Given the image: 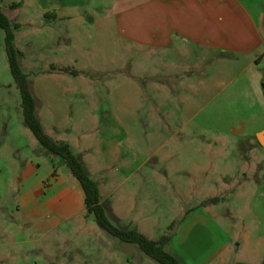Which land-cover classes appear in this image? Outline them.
<instances>
[{
    "label": "rangeland",
    "instance_id": "1",
    "mask_svg": "<svg viewBox=\"0 0 264 264\" xmlns=\"http://www.w3.org/2000/svg\"><path fill=\"white\" fill-rule=\"evenodd\" d=\"M2 1L0 6L7 12V4H15L12 8L20 6L7 14L1 8L7 18L37 10L21 0ZM95 5L86 2L84 10L96 11L97 15H87L90 17L84 21L91 26L77 30L81 39L75 43L78 64L95 69L93 84L84 91L79 87L78 93H62L53 87L46 73L58 68L50 66L46 45L36 44L46 37L45 31L34 33L29 26H22L21 34L30 32L33 36L32 44L23 52L25 63L21 60L23 64H19L31 81L43 122L46 123V111L57 110L65 129L77 127L73 132L82 145L85 165L92 175L111 177L115 196L131 189L135 179L132 176L141 174L143 187L137 189L138 195L132 204L122 203H129L131 216L139 217V227L134 228L137 233L151 240L163 234L170 235L171 240L175 236L170 246L177 247L188 220L199 218L209 221L203 230L207 239H203L200 229L187 232L185 236L191 240L183 245L200 244V248H192L186 264H216L210 254L220 243L216 235L221 234L237 243L228 262L264 264V159L256 169H246L242 167L244 159L237 153L246 148L244 141L253 136L252 129L264 126V85L253 82L256 75L264 79V60L257 73L248 72L238 79L234 76L238 68L230 66L231 61L202 64L188 76L194 91L181 90L179 96L186 102L178 97L166 98L160 100L164 102L160 110H151L149 102L154 96L148 77L157 70L161 74L171 67L170 60L178 62L180 57L169 54V60L165 58V65H161L156 59L157 51L147 44L125 51L123 58L121 45L125 41L118 32L117 20L107 19ZM135 21L132 28L138 26ZM146 22L153 25V21ZM151 26H146L148 31L153 29ZM52 28L58 30L60 25ZM193 52L198 61L196 57L201 52ZM132 73L145 76L142 82H133H140L144 93L126 85ZM50 87L54 90L49 96L46 88ZM110 125L114 129L106 131L104 128ZM121 125L127 129L125 132ZM31 136L5 56L4 30L0 29V185L6 193L0 205V264H160L137 244L113 237L96 224L92 215L81 214L73 195L75 186L69 180L61 184L67 194L59 195L60 180L46 170V155L32 145ZM257 148L264 155V148ZM9 154H18L16 164L10 162L13 158ZM209 158L212 164L206 168ZM32 164L35 168L31 171ZM22 175L26 177L18 180ZM126 176L131 178L127 180ZM35 186L42 191L39 200L23 206L25 192ZM17 188L20 190L15 192Z\"/></svg>",
    "mask_w": 264,
    "mask_h": 264
},
{
    "label": "crops",
    "instance_id": "2",
    "mask_svg": "<svg viewBox=\"0 0 264 264\" xmlns=\"http://www.w3.org/2000/svg\"><path fill=\"white\" fill-rule=\"evenodd\" d=\"M2 2L0 0V3ZM21 2L29 4L31 7L37 8V10L35 13L27 12L26 15L15 14L13 17L8 16L10 23L15 26L13 43L15 48L20 52L19 62L21 64L22 60L25 63L26 55L23 52H26L28 46L32 44L31 36H33L30 32L21 34L22 26H29L34 33L45 31L46 37L41 38L36 44L46 45L50 51V66L58 68V71H48L46 77L50 82H54L53 87L58 88V90L60 89L62 93H78L79 87L84 91L88 88L91 89L93 84L92 73L95 72V69H86L81 63L79 65L77 61L79 55L77 54L76 41L81 39L77 30L91 26L84 21L90 17L87 15H97L96 11L87 12L84 10L86 9V2L96 4L95 7H99L107 19L115 18L117 20L118 32L123 35L125 41L121 45L124 52L123 58H125V51L130 52L132 47H142L147 44H151L150 46L154 47L153 49L157 51L158 56H156V59L159 60L161 65L163 63L165 65V61L162 62L165 58L169 60V54L180 57L178 62L170 60L171 64L169 65L171 67L167 70L163 69L161 74H158L157 70L148 77L152 83L150 89L154 96L149 102L151 110H160V107L162 108V105H164V102L160 101L162 99L169 98L172 100L171 97H175L176 99L177 97L181 98L179 95L181 94V90L183 91L185 88L189 92H193L194 87L192 83L188 82V76L197 67H202V64L203 66L205 64L206 66H211L212 64L215 65L216 62L231 61L232 64L230 66L238 68L234 75L238 79L239 76L248 72L257 73L261 62L264 60V0H21ZM6 6L9 12L20 9L19 5L14 8L8 4ZM1 8L5 14L9 13L5 11L4 6H1ZM135 20H138V26L137 28H132L131 25ZM148 20L153 21L152 26L146 22ZM57 23L60 25V28L55 30L52 27ZM146 26H151L153 29L148 31ZM68 34H70V37ZM73 47L76 49V52ZM195 49L201 52L196 57L198 61L194 60L195 55L193 51ZM71 50L75 53L73 54ZM101 50L104 51V48L102 47ZM240 57L245 59L244 62L240 60ZM240 63L242 64L240 65ZM90 66L96 67L94 65ZM166 67H168L167 64ZM177 68H180V70ZM182 72H184L183 76H181ZM203 74L206 75L207 73L203 72ZM144 77L143 75L132 73L126 79V85L130 90L132 88V90H137L136 92L144 93L145 90L140 84ZM135 80H139L140 82L134 84ZM185 81H187V85H185ZM28 82L30 91L32 92L31 81L29 79ZM253 82L258 84L261 82L264 85V79L261 80L259 75H256V79ZM53 87L46 88V94L50 96L54 90ZM203 91H205V88H203ZM181 99L184 100L183 98ZM34 101L36 116L45 133L57 143H66L82 165L84 164L83 167L86 173L96 181L100 203L109 221L113 222L112 224L115 227L118 226L123 229L132 228L135 231L136 229L134 228L139 227L137 225L139 217L136 215L132 217L130 204L122 206V203L128 201L132 204V199L138 195L137 189L143 187V177L141 174L132 176L135 179L131 189H125L121 195L115 196V192L112 189L111 177L108 174L99 173L92 175V171L90 172L87 165H85L81 151L82 145L73 132L77 127L65 129V126L61 125V116L57 110H53L52 112L46 111V123H44L38 113L35 97ZM54 104L57 107L58 103L54 101ZM121 127L125 132L126 128L123 125ZM104 129L110 131L114 127L110 125ZM252 130L253 136L244 141L246 144L244 147L246 148L242 147V150H237L238 158L244 159L245 164L242 167L246 169L248 167L256 169L258 164L264 159V155L257 152V147L264 148V126L254 127ZM75 132L77 133V131ZM31 135L33 139L32 145H37V151L46 155V168L48 167L46 170L56 180H60L58 182L59 195L67 194L62 189L61 184L63 181L69 180L75 186L73 195L80 205L79 211L81 210V214L87 213L83 189L78 180L73 176L70 168L61 162L57 154L45 150L32 132ZM126 136L129 138L127 133ZM209 148L211 149L212 147L209 146ZM248 148H251V153L248 152ZM9 157L13 158L10 161L11 163H17L18 154H9ZM141 161L142 164L145 163L144 158H141ZM47 163H49V166H47ZM211 164L212 159L209 158L206 168H210ZM204 166L205 159L202 167ZM34 168L35 166L32 164L29 169L32 171ZM25 177L22 175V177H17V179L21 181ZM125 178L128 180L131 177L126 176ZM19 190L17 188L15 192ZM41 194L40 187L35 186L33 189L25 192V197L21 199V204L23 206L36 204ZM5 195L4 187L0 185V205L3 204ZM60 200L63 202L61 197ZM56 206L64 209V206L62 207L60 204ZM5 208H8V204H5ZM87 214L92 215L90 213ZM208 222L199 218H190L184 227V231L181 232L177 239V247L170 246L175 243L174 236L172 240L170 238L164 245V249L169 248L168 252L170 254H173L183 264H186V258L193 253L192 248H200V244L194 243L195 245L193 246L183 245L185 241L190 239L189 236L186 237L185 235L189 230L196 228L203 232ZM202 234L203 239L206 240L207 233L203 232ZM216 237L220 243L214 250L211 249L210 256H213L211 259H215L217 261L216 264H233L228 262V258H230V254L236 249L235 245L237 243L229 240L227 236L223 237L222 234L221 237L217 235ZM206 243L207 241L203 245ZM234 264L242 263L237 262Z\"/></svg>",
    "mask_w": 264,
    "mask_h": 264
},
{
    "label": "trees",
    "instance_id": "3",
    "mask_svg": "<svg viewBox=\"0 0 264 264\" xmlns=\"http://www.w3.org/2000/svg\"><path fill=\"white\" fill-rule=\"evenodd\" d=\"M15 6V4H11ZM15 26L10 23L0 6V29L4 30V50L8 61L9 71L15 81L19 95L22 117L25 125L32 132L39 144L48 151L57 154L62 163L71 170L73 176L80 183L84 192V203L87 213L93 215L96 223L109 234L118 237L121 241L135 243L146 255L160 264H183L176 256L166 252L164 245L170 239V235L164 234L158 240H151L134 230H120L116 228L105 215L100 203V195L97 183L85 171L80 160L72 153L69 146L63 142H55L44 131L35 112V101L30 91L29 82L22 72L19 58L20 52L15 48Z\"/></svg>",
    "mask_w": 264,
    "mask_h": 264
}]
</instances>
